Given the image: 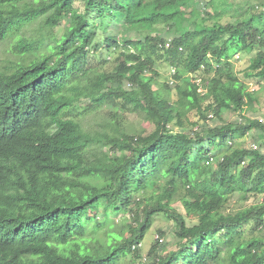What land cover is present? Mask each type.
Instances as JSON below:
<instances>
[{
  "label": "trees",
  "instance_id": "1",
  "mask_svg": "<svg viewBox=\"0 0 264 264\" xmlns=\"http://www.w3.org/2000/svg\"><path fill=\"white\" fill-rule=\"evenodd\" d=\"M203 1L0 0V264H264V125L244 115L264 90V11L222 23L239 0L200 17ZM157 53L176 70L160 89ZM238 194L255 202L225 212ZM158 215L176 241L142 255Z\"/></svg>",
  "mask_w": 264,
  "mask_h": 264
},
{
  "label": "rangeland",
  "instance_id": "2",
  "mask_svg": "<svg viewBox=\"0 0 264 264\" xmlns=\"http://www.w3.org/2000/svg\"><path fill=\"white\" fill-rule=\"evenodd\" d=\"M208 1L212 2L213 7L208 6L202 8L203 5L201 4L200 5L201 8L199 12L200 17L203 15L204 12H208L212 14L215 11L214 10L215 8L220 11L221 7L219 5L220 3L218 0H204L203 2H208ZM79 5H80L79 1H76V6ZM249 5L254 6L255 8L258 7L260 11H264V0H239L231 3V9H230L231 11L222 14V17L220 19L221 22L228 23L234 21L236 19L234 11H239L241 9H244ZM58 31L59 30H57V32ZM6 49L5 46H3V44L0 45V63L8 55ZM106 55L107 54L103 52V56L106 57ZM237 55H239L238 61H234L233 59L231 60L235 72L244 70L247 67L249 63V59L253 54L242 52V53H238ZM153 58L155 60L156 70L158 72V77L153 83V85L155 89H160L168 81V77L170 73L169 71L171 69V66L164 60L161 53H157ZM111 61H112V56H110L107 65L104 66L105 69L110 70L112 68ZM253 89H255L254 96L256 97L257 101L251 106L245 108L244 115L248 117L264 119V90H262L259 86L255 84L249 85L248 90L252 91ZM173 96L174 95L171 94V98H173ZM113 113H114L113 109L103 106L98 113L90 114L89 116H87L82 121V124L84 125L85 128H90L92 131H101L104 121L110 118ZM223 117L226 122H233L237 120L239 116H237L234 113L228 112L225 113ZM195 120H196L195 115L190 114L187 123L184 124L185 126H187L189 122H195ZM117 121L121 123V128L130 132L140 133L142 131H145V133H149L153 130V126H151L150 124L145 122L141 117L135 114H126L125 116L122 117L120 116L117 118ZM209 124L213 125V123L211 122H209ZM254 141L255 138L254 136H251V133L249 134V136H245L241 139L242 144L245 146H250V144L254 143ZM260 148L264 151V145H262L261 143H260ZM254 202H255V198L253 197L245 198L243 194H238L233 196V198L224 208V211L227 213L234 212L242 207L245 206L248 207ZM158 231H161L163 233L162 241L164 243H167L169 247H171L176 241L174 236L173 224L170 221H168L163 215L155 216L153 219L152 226L147 230L144 239L141 243L140 251L142 255H145L148 249L154 243L155 237L156 236L159 237ZM131 261L132 259L129 257L125 259L123 263H131Z\"/></svg>",
  "mask_w": 264,
  "mask_h": 264
},
{
  "label": "built area",
  "instance_id": "3",
  "mask_svg": "<svg viewBox=\"0 0 264 264\" xmlns=\"http://www.w3.org/2000/svg\"><path fill=\"white\" fill-rule=\"evenodd\" d=\"M165 48L169 46V42L167 41L165 44H164ZM233 60L234 61H238L239 60V55H235L233 57ZM169 77H168V81H167V84L169 85H173L174 83H176V80L174 78V76L176 75V70L175 68H171L170 71H169ZM196 85L198 86V92H204V88L201 86V78L200 77H196L195 78V81ZM127 87H129L130 85L129 84H126ZM208 118H211V115L208 116ZM258 121L264 125V119L263 118H259ZM249 134H246V136H248ZM263 141H264V133H263ZM250 148H252L253 150L257 148L256 144L255 143H251L250 144ZM212 158H209V161H211ZM243 164V163H242ZM155 239H157L159 242H162V239L158 238V236L155 237ZM134 248V247H133Z\"/></svg>",
  "mask_w": 264,
  "mask_h": 264
}]
</instances>
